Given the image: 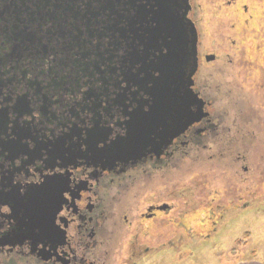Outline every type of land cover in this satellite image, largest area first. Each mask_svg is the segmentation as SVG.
Returning a JSON list of instances; mask_svg holds the SVG:
<instances>
[{"label": "flooded vegetation", "instance_id": "1", "mask_svg": "<svg viewBox=\"0 0 264 264\" xmlns=\"http://www.w3.org/2000/svg\"><path fill=\"white\" fill-rule=\"evenodd\" d=\"M187 3L197 101L186 113L198 120L163 143L173 107L154 109L120 75L125 42L96 44L49 0H0V264H115L124 247L132 259L133 222L139 231L160 217L162 236L175 235L190 207L212 206L194 197L211 187L208 173L230 187L264 173V0ZM135 7L154 25L156 0L123 1L128 15ZM95 46L117 52L96 65Z\"/></svg>", "mask_w": 264, "mask_h": 264}, {"label": "water", "instance_id": "2", "mask_svg": "<svg viewBox=\"0 0 264 264\" xmlns=\"http://www.w3.org/2000/svg\"><path fill=\"white\" fill-rule=\"evenodd\" d=\"M49 1L54 12L68 15V19L75 23L82 22L87 31L90 28L89 36H94L96 44L107 41L109 45L119 46L125 42L124 56L118 59L122 66L120 75L125 78L126 83L133 81L134 84L141 85L144 93L151 98V107L154 109L158 105H162L163 111L173 107L177 118L175 129H166L161 138L163 143L170 135H179L189 124L198 120L193 113H186L188 105L192 104L190 102L194 101L196 105L197 101L191 91L197 68V34L194 25L186 21L189 11L187 0H156V11L151 14L154 25H148L147 16L150 12L145 15L136 7L133 8L132 15L123 11L124 0ZM79 4L84 6L83 13L77 9ZM126 5L129 7L132 2L127 1L124 6ZM152 46L156 47L157 52L154 58L150 50ZM109 49L111 51H101V48L95 46L96 53L103 52L98 55L99 62L96 65L103 64V54L113 59V54L117 51L113 52L114 47ZM134 66L137 67L136 72L132 71ZM154 71L158 73L157 78L153 76ZM107 73L112 74L105 69L99 75L102 78ZM159 85L162 88L157 90L156 86Z\"/></svg>", "mask_w": 264, "mask_h": 264}, {"label": "rangeland", "instance_id": "3", "mask_svg": "<svg viewBox=\"0 0 264 264\" xmlns=\"http://www.w3.org/2000/svg\"><path fill=\"white\" fill-rule=\"evenodd\" d=\"M252 29L251 24L248 37L252 36ZM232 32L237 37L238 28ZM253 46L254 42H248L246 52H254V49L251 50ZM214 178L212 172L208 173L211 187H207L201 195L199 189L195 193L191 191L195 202H210L212 206L190 207L186 216L180 219L175 235L162 236L164 229L158 224L160 217L141 221L143 228L139 231L138 222H133L126 244L135 234L139 247L129 260L124 247L115 264H264V173L257 174L253 179L249 177L243 186L236 187L228 186L232 183L227 177L219 183ZM193 180L182 183L180 189L185 190L183 186ZM236 191L241 200L232 205ZM217 207L222 209L218 211ZM238 241L244 242V245H237ZM145 248L149 250L143 252Z\"/></svg>", "mask_w": 264, "mask_h": 264}, {"label": "trees", "instance_id": "4", "mask_svg": "<svg viewBox=\"0 0 264 264\" xmlns=\"http://www.w3.org/2000/svg\"><path fill=\"white\" fill-rule=\"evenodd\" d=\"M243 243H244V242H239V241H238L237 245L242 246V245H244Z\"/></svg>", "mask_w": 264, "mask_h": 264}]
</instances>
